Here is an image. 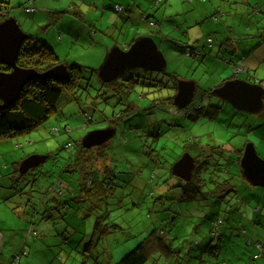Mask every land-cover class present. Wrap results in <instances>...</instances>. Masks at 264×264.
Here are the masks:
<instances>
[{"label": "rangeland", "instance_id": "obj_1", "mask_svg": "<svg viewBox=\"0 0 264 264\" xmlns=\"http://www.w3.org/2000/svg\"><path fill=\"white\" fill-rule=\"evenodd\" d=\"M18 1L27 0H12L11 4ZM68 1L73 0H63L62 7H76L77 2ZM78 1L81 4L79 10L85 16L83 21L94 20L98 32L82 39L81 32L90 27L88 23L81 22L85 29L82 25L73 26L76 31L55 33L51 40L49 37L60 63L77 64L81 68L84 78L80 81L82 85L76 98L68 99L64 93L54 112L42 124L26 134L0 139V255L7 260L0 261V264H28L29 261L31 264H117L148 230L157 227L165 231L162 236L171 243V247L188 250L189 254L182 255L180 251L163 256L156 253L145 264H263L262 257L252 258L257 250L254 245L247 246L246 242L256 238L264 244V213L261 216L256 212L255 219L247 221L238 209L244 202L252 208L257 201L263 200L260 190L264 187L253 186L241 176L239 157L243 148H238L252 141L264 159V109L257 113L240 111L211 93L209 89L219 76L214 62L206 60L192 65L191 59L195 58L180 52L179 48L166 51L167 63L163 71H149L137 66L128 68L117 77V83L108 86L112 91L109 92L101 86L102 79L94 71L112 44L103 39L108 41L110 36L114 44L126 42L138 29L140 34L144 33L141 32L144 27L139 26L140 23L133 27L123 26L119 32V26L124 24L119 21L118 27L106 29L112 18L102 15L101 8L97 11L89 8L85 2L89 0ZM159 1L148 0V18L169 13L165 11L163 0L158 4ZM46 3L57 4L53 0ZM36 5L46 8L44 0H36ZM200 10H203V17L208 15L203 24L206 31H214V35L219 37L223 35L220 31H226L233 38L239 28L237 23L241 22L238 16L243 11L247 13L240 0H215L211 9L193 0L182 12L188 22H193ZM34 12L26 13L19 4L7 14L16 16L14 18L20 21V27L34 39L27 40L26 44L33 48L42 42V33L34 32L37 30L34 19H37L38 9ZM106 12L118 17L116 11ZM173 16L174 12L170 11V17ZM263 16L264 12L260 11L254 18L260 21L264 20ZM99 18L101 22L97 26ZM168 21V18L162 19L163 23ZM30 22L32 24L28 26ZM247 28H251L247 32H255L254 26ZM126 30L128 33L124 37ZM52 33L51 30L46 32ZM181 33L175 31L172 35L187 39ZM204 63L206 68L202 65ZM238 64L241 63L234 66ZM234 66H231L229 74L236 78L239 75L232 73ZM129 77L136 81L130 80L135 85L127 94V84L121 82ZM241 77L242 74L238 78ZM250 77L245 79L264 87V65L253 71ZM86 79L93 87L82 94V86L88 82ZM178 79L200 80V85L210 97L198 96V93L185 107L175 108V93L169 94L177 88ZM197 104L201 105L198 109ZM193 110L195 117L186 116ZM106 127L115 128V134L104 145L88 150L86 158L79 141L89 131ZM101 146L107 148L108 155L98 156ZM186 152L197 158L191 180L179 179L171 171L174 162ZM32 154L45 155L46 158L22 171V160ZM96 158L98 162H95ZM88 166L90 169L85 173L88 184L92 182L88 178L91 166L99 168V174L110 166L109 182L115 185L113 189L116 191L107 200V211L99 204L86 214L84 197L77 201L61 195L70 186H81L82 172ZM202 178L205 183L199 186ZM217 178L228 180L231 185L224 186L222 197L220 193V197L217 196V188L211 184V179ZM178 181L180 184L175 185ZM254 188L258 189L256 196L253 195ZM185 196L200 198L181 200ZM52 202L58 210L46 211L45 215L49 217L44 218L42 212ZM169 206V212L176 215L172 222L165 221L160 213L162 207ZM248 213L252 214V210ZM97 216L100 218L99 237L90 247L88 235ZM220 216L225 228L227 225L232 227L223 230L221 239L218 232L212 234L210 231L212 220ZM234 226L245 229V232H239ZM42 227L46 228L45 234L41 232ZM16 255L19 257L14 260Z\"/></svg>", "mask_w": 264, "mask_h": 264}, {"label": "crops", "instance_id": "obj_2", "mask_svg": "<svg viewBox=\"0 0 264 264\" xmlns=\"http://www.w3.org/2000/svg\"><path fill=\"white\" fill-rule=\"evenodd\" d=\"M11 1L12 0H8L6 3L7 4L6 9L8 12L14 11L15 8L19 6V4H21V7L23 9V4L25 1H18L17 4H13V5L11 4ZM27 1L25 2V5L28 4ZM31 1H32L31 4L35 6V9L32 12L35 11L34 12L35 14L38 9V12L36 14L37 19H34L35 22L37 23V30H34V32L36 33L40 32V34L42 33L41 35L44 37V40L48 43L50 47H51L50 40L52 39V37L54 38L55 33H60L61 31H67L69 33L71 32V29L73 31H76L73 26L82 25L81 22L88 23V26L90 27V29L89 28L85 29V27L82 25L83 28L86 30V32H81L83 33L82 39H87L89 34L93 33L95 35L98 32L97 27H96V22L94 20L90 22L83 21L85 20V16L82 15L79 10V7L81 6V4L78 0L68 1L69 3L77 2L76 7L71 6V5L67 7H62L63 0H53L57 2V4L47 5L46 3L47 0H44L46 4V8L38 7L36 5V0H31ZM37 1H41V0H37ZM187 1L189 3H187L185 0H163V4L165 5V11H169V13L168 14L166 13V15H163V16L161 15L155 16L153 18H148L149 17L148 0H89L85 2L87 3V6L89 8H93L94 11H97L98 9L101 8L102 15L108 18H112L111 19L112 22L106 25V29H108L109 27H112V28L118 27L117 22L119 21L123 22L124 24L126 23L125 25L123 24L119 26L120 28L119 32H121L123 26L133 27L134 25L138 26L140 23L139 26L144 27V31H141L144 33L140 34L139 33L140 29H138V31L132 34V37L128 38L126 42L114 44L113 39L110 36H109L110 40L108 41L103 39L108 44L112 42L111 47L116 46V45L120 47L124 45L130 46L136 38L140 36H150L156 42L158 49L162 52L165 58V67H166V63H167L166 51L172 48L169 46L167 39H172L174 41H177L181 45L193 46L194 48H197L198 50L201 51V54L199 56L194 57L195 59H191L192 65L194 64V62L196 63L205 62L206 60L209 62H214V64L217 67V75L219 76L216 77V80L212 84V88H210L209 91L221 85L224 80L235 78V77L230 76L229 70L231 69V66H234V64L237 63L238 61H241L242 64L246 68L245 72H240L238 75L240 76V74H242V77H241L242 79H245V77H248L251 79V77L253 76L250 77V74L252 75L253 71L254 72L258 71L264 65V20L258 21V20H255L254 18L255 13L260 12V11L264 12V0H240L242 7H246L247 13H244L243 11V13H240V15L238 16L241 22L237 23L239 28L236 30V37L234 38L228 35L226 31H220L221 34H223L220 37L218 36V34L214 35V31H210V33L209 31H206L203 24H204V21H206V19L208 18V15L203 17V10H200L199 14L195 16L193 22H188L187 19H185L186 14H184L182 10H184L185 8H188L190 3L193 2V0H187ZM161 2L162 1L160 0L158 4ZM154 3H156V0H154ZM197 3L202 4L205 8L207 5L211 9V6L215 4V0H197ZM49 4L51 3L49 2ZM115 5H120L122 9H119V10L115 9ZM216 9L217 8H215V11ZM257 9H259V11ZM109 10L118 12V17H114L113 15L106 12ZM170 11L174 12L173 18L170 17ZM32 12H26V13H32ZM236 14H239V13L236 12ZM247 16H250V17H247ZM12 17H16V16H12ZM164 18H168L169 21L163 23L162 19L164 20ZM203 18H205V20ZM38 20H40L41 22L38 23ZM100 20H101L100 18L97 20V26ZM17 21L19 23V26H21L20 21L18 19ZM150 22H154V24H150ZM31 24L32 23L30 22L28 26ZM48 25H50V27ZM250 26H254L255 32L253 33L247 32V31H251V28H247ZM43 28H44V31H43ZM46 28H48L47 29L48 31L51 30L53 33L51 35L46 34V32H48L46 31ZM31 29L32 27L30 28V30ZM22 30L26 31L24 29ZM216 30L219 31L220 29H216ZM107 31L108 30H106V34H107ZM175 31L177 32L181 31L182 32L181 34L186 35L187 39H183L182 37H176L177 38L176 39L172 35V32H175ZM218 31L215 33H218ZM30 32H33V31H30ZM124 33H125L124 35L125 37L128 31L126 30L124 31ZM49 37H50V40H49ZM123 39L125 40V38ZM182 40H185V41H182ZM111 47L107 48L108 51L106 53L109 52ZM204 51H206L207 53H205ZM202 65L204 66V68H206L205 63ZM199 67L200 66H198V68ZM222 73H225L226 75H223ZM243 75H245V77H243ZM179 79H182V78H179ZM114 80L117 81V78ZM204 80H207V79H204ZM193 81L196 84L194 91H196V93H199L198 96L200 95L208 96L209 95V93L207 91H204L203 87L200 85L199 83L200 80L199 81L193 80ZM191 115L192 117H195L194 110L189 115H186V116H191ZM106 142H104L103 145ZM242 148L243 146L238 148V150ZM106 149L107 148H105V150ZM256 151L257 153H259L257 149ZM237 161L238 160H236L235 162L238 163ZM179 179L181 178L179 177ZM179 184L180 182L178 181L175 185H179ZM252 191H253V195L255 194L254 196H256L258 189L254 188ZM260 191H261L260 192L261 196H264V190H260ZM257 202L258 203L252 206V208H250V206L244 202V204L240 206V209H238V213L239 214L242 213L245 216L244 218L247 221H250V220L253 221L255 219L254 214L256 212H260V215L263 216L264 199L257 201ZM249 210H252V214L248 213ZM240 225H241V221H240ZM45 229H46L45 227H42L41 232L43 234H45ZM255 229H256V226L254 228V231ZM240 232L244 233L245 229L240 228ZM47 234H48V231H47ZM262 247H264V244H262ZM2 259H5L4 255H0V261L7 262L6 259L5 260H2ZM9 261L11 263L10 258L8 259V262ZM28 264H31V262L29 261Z\"/></svg>", "mask_w": 264, "mask_h": 264}, {"label": "trees", "instance_id": "obj_3", "mask_svg": "<svg viewBox=\"0 0 264 264\" xmlns=\"http://www.w3.org/2000/svg\"><path fill=\"white\" fill-rule=\"evenodd\" d=\"M8 0H0V21L8 17V11L6 9V3ZM5 3V4H3ZM30 5L32 6L31 2ZM25 5L23 6V8ZM33 7V6H32ZM35 8L33 7V10ZM116 9V8H115ZM32 10V11H33ZM119 10V9H117ZM29 11V12H32ZM28 12V11H25ZM3 13V14H2ZM6 14V15H5ZM154 21V20H152ZM150 24H154V22H150ZM25 32V31H24ZM31 35V34H30ZM27 38L22 43L18 56H17V64L22 67H29V68H35L39 71L47 70L57 64H59V60L57 58V55L54 53L52 48L48 45V43L44 40V37L41 35L42 42L37 43L38 45L36 47L28 46L26 45L28 42L27 40L32 38H29V35L26 34ZM33 36V35H31ZM33 38H35L33 36ZM30 41V40H29ZM167 42L172 49L179 48V51L186 54L188 53V49H190L191 53L189 56L191 57H197L201 54V51L197 48H194L193 46H185L179 44L177 41H174L172 39H167ZM0 70L9 71L10 67H8L6 64L0 63ZM67 70H68V77L63 79H53V78H42V79H32L30 80L21 90L18 98L9 106L6 108L0 110V139L2 138H12L16 135H22L26 134L32 129L36 128L40 124H42L47 118L51 115L52 112H54L56 104L61 100L64 93H67L68 99H75L77 93V90L81 88L80 81L82 78H84L81 68H79V65L77 64H67ZM96 71V69L94 70ZM88 82L82 86V94L87 92V88H92L93 85L91 84L90 80L86 79ZM113 83H117L115 80H110L108 82L102 83L100 80V84L102 87H106L109 92H112L108 86H110ZM120 85V84H119ZM135 83H131L129 81V84H127V94L132 90V86H134ZM101 93H97L99 95ZM118 100V98H117ZM125 107H128L126 105ZM53 133V132H50ZM83 151H85L86 158L88 156V150L89 152L92 150V147H85L82 145L81 140L79 141ZM99 146V145H98ZM81 151V153L83 152ZM108 155L105 148H101L98 150V156ZM93 157V156H92ZM95 160V159H94ZM92 160V163L93 161ZM95 162H98V159L96 158ZM91 163V164H92ZM217 163V162H216ZM89 168L84 170L82 172V179H81V186H70L65 192L61 193V195H66V198L68 200L75 199L77 201H82V197H84V200H86L85 208H86V214L91 213L90 210L92 207H97L99 204L104 206L105 210H108L107 200L110 196L114 195V192L116 191L113 189L112 182H109L111 180L110 175V166L104 168V173L99 174V168L95 169L91 166V172L88 174V178L92 179V182L88 184L85 180L87 175H85L86 172L89 171ZM193 178H190V180ZM201 184L199 186H202L203 183H205L204 179H201ZM211 184L217 188V196L222 197V191L224 192V186H227V184L231 187L228 180H222V179H211ZM198 186V187H199ZM230 190H226L228 192ZM208 192V191H207ZM220 193V196H219ZM222 194V195H221ZM32 198V197H30ZM187 198L194 200L195 198L200 197H194V196H185L181 200H187ZM161 200V199H159ZM55 202V198L53 200ZM52 202L51 206H47L48 208L44 209L42 212L44 214V218H48L49 215H45L46 211L55 209L58 210V207L54 205L55 203ZM62 203H66V199L62 200ZM162 207L160 210V213L163 215V218L165 221H169L176 218V215L173 213L171 214L170 208ZM231 215V213H230ZM54 219V218H53ZM100 222L99 216L96 217L95 223L93 225V229L91 232H89L88 235V245L91 247V245L94 242L95 238L99 237V225ZM212 226L210 228V231L212 234H215L218 232L220 234V238L222 236V232L225 229H229L232 227L225 228L223 226V218L217 217L212 220ZM241 226V225H240ZM236 227V226H234ZM234 229H238L240 232V228L236 227ZM159 230V231H158ZM158 231V233H157ZM162 234H165V231L160 229V227L150 229L147 231V234L143 237V239L130 251L128 252L124 257H122L117 264H145L147 259L155 255L156 253H160L163 256L168 255L171 256L173 253H179L181 251V254L184 255L188 250H182V249H174L171 247V243L169 241H165ZM258 244V245H257ZM247 246L254 245L255 250L257 252L254 253L252 258H259L262 257V262L264 264V254H262V243L258 239L253 240H247L246 242ZM87 249H90L89 247Z\"/></svg>", "mask_w": 264, "mask_h": 264}, {"label": "water", "instance_id": "obj_4", "mask_svg": "<svg viewBox=\"0 0 264 264\" xmlns=\"http://www.w3.org/2000/svg\"><path fill=\"white\" fill-rule=\"evenodd\" d=\"M27 38L16 19L8 16L0 21V63L10 67L9 71L0 70V110L11 105L19 96L22 88L32 79L68 77L67 64L59 63L47 70L22 67L17 64V56L22 43ZM142 67L149 71H163L165 58L150 36H140L130 46H112L103 62L96 69L102 82L114 80L128 68ZM195 82L180 80L173 96V105L185 107L192 99ZM211 93L229 102L240 111L257 113L264 108V87L242 78L226 79L213 88ZM115 128L106 127L89 131L81 143L85 147L98 146L115 134ZM45 155L32 154L21 162V170L40 164ZM195 166L194 157L188 152L172 165V173L183 180H190ZM241 175L252 185L264 187V159L257 153L252 141L245 143L239 157Z\"/></svg>", "mask_w": 264, "mask_h": 264}, {"label": "built area", "instance_id": "obj_5", "mask_svg": "<svg viewBox=\"0 0 264 264\" xmlns=\"http://www.w3.org/2000/svg\"><path fill=\"white\" fill-rule=\"evenodd\" d=\"M118 7V6H117ZM24 9H25V11H32L33 10V7L30 5V3H28V5H26L25 7H24ZM188 51V53L190 54L191 53V51H190V49H188L187 50ZM240 62V61H239ZM241 63V62H240ZM246 71V69H245V67L242 65V64H238V65H235L234 66V70H233V74L234 75H236V74H238L239 72H245ZM50 132H53V131H51L50 130ZM68 145V144H67ZM258 245V244H257ZM16 257H19V255H16L15 257H14V260H16Z\"/></svg>", "mask_w": 264, "mask_h": 264}, {"label": "flooded vegetation", "instance_id": "obj_6", "mask_svg": "<svg viewBox=\"0 0 264 264\" xmlns=\"http://www.w3.org/2000/svg\"><path fill=\"white\" fill-rule=\"evenodd\" d=\"M141 80L140 78H137V80ZM130 80H133V81H136V79L135 78H132V77H129V78H126L124 81H123V83H125V84H129V81ZM122 83V82H121ZM170 92V91H169ZM174 92L176 93V89L174 90ZM173 92V93H174ZM173 93H170L169 95L170 96H172V94ZM197 95H198V93H196V91H194V94H193V97H192V99H191V101L193 100V98L196 96L197 97ZM190 101V102H191ZM189 102V103H190ZM199 107H201V105L200 104H197V109L199 108ZM192 109H195V107L194 108H192ZM193 157H194V162H195V166H196V160H197V158H196V156H194V155H192ZM195 166H194V168H195Z\"/></svg>", "mask_w": 264, "mask_h": 264}, {"label": "clouds", "instance_id": "obj_7", "mask_svg": "<svg viewBox=\"0 0 264 264\" xmlns=\"http://www.w3.org/2000/svg\"><path fill=\"white\" fill-rule=\"evenodd\" d=\"M26 5H28V4H26ZM26 5H25V6H26ZM117 6H118V7H117ZM115 8H116V9H122V7H121L120 5H115ZM23 9H24V8H23ZM24 10H25V9H24ZM238 62H239V61H238ZM240 62H241V61H240ZM241 64H242V62H241ZM242 65H243V64H242ZM243 66H244V65H243ZM244 67H245V66H244ZM245 69H246V68H245ZM239 73H240V72H239ZM239 73H238V74H239ZM238 74H236V75H238ZM122 83H123V82H122ZM123 84H124V83H123ZM175 108H176V107H175ZM174 110L177 111V109H174ZM87 118H88V120H90V116L87 117ZM115 131H116V130H115ZM81 139H82V138H81Z\"/></svg>", "mask_w": 264, "mask_h": 264}]
</instances>
